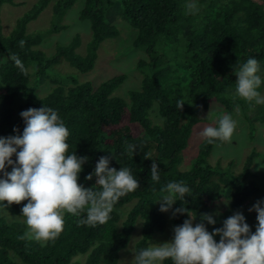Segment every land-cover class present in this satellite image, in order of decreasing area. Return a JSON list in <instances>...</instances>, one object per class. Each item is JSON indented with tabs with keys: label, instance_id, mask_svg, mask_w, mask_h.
Here are the masks:
<instances>
[{
	"label": "trees",
	"instance_id": "obj_1",
	"mask_svg": "<svg viewBox=\"0 0 264 264\" xmlns=\"http://www.w3.org/2000/svg\"><path fill=\"white\" fill-rule=\"evenodd\" d=\"M74 1L53 0L51 13L60 14ZM48 2L36 0L16 18L7 35L0 24V207L19 208L25 201L62 210L88 194L92 204L109 208L92 213L65 210L43 243L27 238L18 223L6 224L0 217V264H116L138 217L140 238L133 264H146V241L165 225L162 212L154 206L161 197L172 196L174 224L187 216L201 223L207 210L223 198L234 209L257 192L250 177L255 152L245 155L238 174L206 160L220 142L227 119L215 121L199 142L188 170L179 171L177 165L192 126L202 120L200 114L212 102L228 109L225 88L237 85L234 75L251 64L264 63V0L189 4L185 0H121V17L136 31L132 46L141 48L145 56L136 61L141 79L138 89L127 92L128 102L112 94L124 74L96 87L86 81L71 82L65 91L53 85L42 97L34 94L31 70L40 77L63 60L78 71H87L99 43L117 34L106 19L108 2L83 0L78 17L88 21L90 30L84 54L75 51L79 44L75 34L44 56L37 48L39 34L26 32V25ZM165 41L174 43L183 64L163 50L158 52ZM178 66L187 79L184 94L163 84ZM19 96L20 103L15 98ZM153 108L159 121L151 120ZM104 151L112 170L102 169ZM130 200L134 202L120 220L116 210ZM195 247L184 246L186 250ZM222 250L234 258L254 252L249 244L224 238L209 246L195 264H208L211 255ZM78 253H85V260L69 262ZM161 264L179 262L167 250L161 254Z\"/></svg>",
	"mask_w": 264,
	"mask_h": 264
},
{
	"label": "rangeland",
	"instance_id": "obj_2",
	"mask_svg": "<svg viewBox=\"0 0 264 264\" xmlns=\"http://www.w3.org/2000/svg\"><path fill=\"white\" fill-rule=\"evenodd\" d=\"M13 1V4L2 2L0 5V24L3 35L10 32L16 18L28 10L36 0ZM52 1L49 0L37 16L27 23L26 32L39 34L40 42L37 48L44 56H50L55 45L66 44L73 35L77 34L79 44L75 51L81 55L84 54L86 43L90 38V30L88 21L78 17L83 0H75L58 15L51 13ZM103 1L108 2L104 8L106 19L115 27L117 34L99 43L93 66L87 71H78L63 60L46 69L40 77H34L30 69V85L33 86V92L37 97L46 95L53 85H57L63 91L71 85V82L86 81L92 87H96L100 82L117 74H124L125 78L113 90V95L128 102L127 92L139 88L141 73L135 64L138 59L145 56L141 48L132 46L136 31L121 17V0ZM195 1L185 0L187 4L195 3ZM162 50L174 56L179 64L184 63L181 53L175 48L173 42L165 41V44L158 48V52ZM233 78L237 81V85L225 88V94L230 98L229 108L225 109L220 104L212 102L200 114L202 120L192 126L177 169L186 171L190 168L199 142L211 132L217 119L224 118L228 120V126L223 131L220 142L211 148L206 160L210 165L217 162L229 173L238 174L245 155L250 151L255 152L250 177L257 187V192L234 209L229 208L228 199L223 198V201L207 210L201 218V223L187 216L182 223L174 224L171 220L172 196L161 197L154 202V206L162 212L165 225L162 230L153 232L146 241V264H161V254L167 250L179 264H195L209 246L224 238L237 244L251 245L253 254L234 258L229 251L222 250L211 255L208 264H264V63L251 64L236 73ZM163 84L178 89L184 94L187 91V79L184 76L183 67L178 66L176 71L165 78ZM15 98L17 102L21 100L20 96ZM16 99L13 103L15 110L18 106V104L15 105ZM150 115L152 119L149 114L148 117L151 120H160L154 108L150 111ZM106 157L107 152L104 151L101 156L102 162L100 161L102 169H114ZM95 170L99 171L98 168ZM133 202L134 200H130L116 210L120 220L131 208ZM107 208H109L108 204H92L89 195L82 194L76 204H65L62 210H52L23 201L19 208L0 207V217L6 224L18 223L21 232L27 238L43 243L47 232L58 222L65 210L80 209L92 213ZM140 228L141 219L138 217L127 244L118 253L116 264L134 263V246L140 238ZM185 245H196V247L186 250ZM85 257V253H78L72 256L69 262L82 263Z\"/></svg>",
	"mask_w": 264,
	"mask_h": 264
}]
</instances>
